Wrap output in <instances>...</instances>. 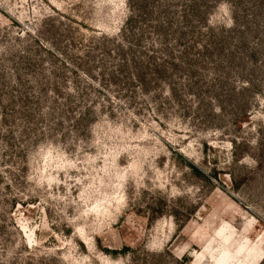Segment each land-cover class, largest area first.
Returning a JSON list of instances; mask_svg holds the SVG:
<instances>
[{"label": "rangeland", "instance_id": "374dc122", "mask_svg": "<svg viewBox=\"0 0 264 264\" xmlns=\"http://www.w3.org/2000/svg\"><path fill=\"white\" fill-rule=\"evenodd\" d=\"M263 258L264 0H0V264Z\"/></svg>", "mask_w": 264, "mask_h": 264}, {"label": "trees", "instance_id": "16d2710c", "mask_svg": "<svg viewBox=\"0 0 264 264\" xmlns=\"http://www.w3.org/2000/svg\"><path fill=\"white\" fill-rule=\"evenodd\" d=\"M132 17H130L129 20ZM118 48H122L120 42H116ZM157 50L150 49L149 56L143 60H138L135 58H126V54L120 53V61L114 64L113 70L107 72L102 70L101 79L106 81L109 86L123 87L125 91L127 90H139L141 96L146 94H151L156 89L164 90L167 88L168 96H164L163 100H172L176 104H179V93L177 92L176 83L172 80L170 72L168 69L176 68V63L174 61L170 62L165 60L162 56H157ZM165 55V54H164ZM172 60V58H169ZM172 80V81H171ZM156 87V89H155ZM163 92V91H162ZM133 94V91H131ZM128 95V103L140 109L142 102H139V97L136 95ZM161 104L160 101H155V105ZM164 104V103H162ZM195 173L203 175V171L197 168L195 165H189ZM175 217V216H174ZM125 250V249H124ZM112 254L117 253V250H112ZM259 264H264V258Z\"/></svg>", "mask_w": 264, "mask_h": 264}]
</instances>
